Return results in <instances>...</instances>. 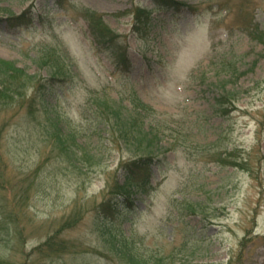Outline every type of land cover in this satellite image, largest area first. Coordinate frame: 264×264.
Here are the masks:
<instances>
[{
	"label": "rangeland",
	"instance_id": "obj_1",
	"mask_svg": "<svg viewBox=\"0 0 264 264\" xmlns=\"http://www.w3.org/2000/svg\"><path fill=\"white\" fill-rule=\"evenodd\" d=\"M180 1L193 9L0 0V57L45 84L34 114L0 103V221L5 207L16 223L0 229L1 254L56 235L53 249L35 252L39 264H128L120 243L163 264H264V0ZM137 6L151 13L136 32ZM86 8L127 38V70L96 47ZM53 65L70 77L52 80ZM233 73L238 108L216 114L215 95ZM138 100L153 109L145 129L160 137L154 189L98 220L95 200L136 149L108 132L103 111ZM75 209L82 219L71 225Z\"/></svg>",
	"mask_w": 264,
	"mask_h": 264
},
{
	"label": "trees",
	"instance_id": "obj_2",
	"mask_svg": "<svg viewBox=\"0 0 264 264\" xmlns=\"http://www.w3.org/2000/svg\"><path fill=\"white\" fill-rule=\"evenodd\" d=\"M56 1L59 4H63L65 0ZM153 1L158 7L164 9L174 8L176 11L182 10L183 8L193 9V5H187V3L180 0ZM133 13L135 22L134 30H139V25L150 19L151 10L137 6ZM84 16L94 34L93 36L96 38V47L101 51H107L113 57L114 63H116L119 69L127 70L130 65L127 38L105 25L101 16L94 10L86 8L84 10ZM21 17L23 16H12V22H18ZM52 70H54L52 80L57 78V74L61 76L62 79L70 77L67 70L59 66L55 67V65H53ZM233 76H235V73H233L230 78L225 79L226 82H223L221 86L222 92L215 95L214 103L212 104L216 114L229 116L238 108V99L240 98V92H242V90L236 87L232 89L228 87V83L233 80ZM17 77L29 79L24 83L18 82L19 80L16 79ZM44 87L45 84L42 82L41 78L38 79L37 75L26 73V71L15 62L0 57V103H4L5 106H9L11 105L9 103H13L15 104L13 108H17L19 112L27 110L26 113L34 114L35 111L38 110L39 104H42V106L44 105V98L41 96L43 95L42 90H44ZM16 96H19V98L16 99ZM117 105V107L108 106L110 111H107V109L103 111L104 119L107 122V130L117 138L115 139L117 142L119 140V144L124 142L127 145L135 146L134 148L136 149L133 150L132 155H135L131 157L130 160H121V167L123 169L121 177H110L100 199H96L92 206L93 211L96 212V218L103 221H112L116 218L121 212V206H131L135 195L150 194L152 192L154 185L152 184L153 174L151 169L157 161L158 155L155 150L158 149L160 144L158 133H151L150 130H146L144 127V113L148 109L153 110L152 107L142 100H138L132 109L127 108V106L123 104ZM139 117H142V120ZM258 122L259 128L263 132L264 107L262 108L261 118ZM262 134H264V132ZM61 143H63V147L67 146L65 139ZM73 150V152H75V149ZM235 165H240L242 167L246 166L239 162H235ZM2 208L3 204H1V209ZM189 208H191L190 205ZM77 211L78 210L75 209V213L73 214L74 219L72 223L69 222V224H77L82 219V215L80 216ZM1 212L6 216L0 221V229L6 230L9 234L12 230V226L14 228L16 224L15 220L7 219L9 215L5 207ZM109 229L108 226L107 230ZM54 237H56V235L49 237L46 242L30 252L18 250L12 251L10 254L7 252L0 253V264H39L38 262L40 259L34 256L35 252H41V248H46L48 245L49 247L52 246L55 240ZM119 245L123 247V249L119 250L123 253V258L128 264H163L162 262H158V260L155 261L154 259H149L135 253L128 247L123 246L124 244L122 245V243ZM50 249H53V247H50ZM59 251L60 250H58V253Z\"/></svg>",
	"mask_w": 264,
	"mask_h": 264
}]
</instances>
